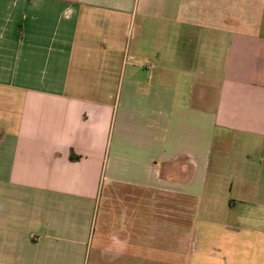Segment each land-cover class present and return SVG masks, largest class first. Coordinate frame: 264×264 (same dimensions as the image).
Here are the masks:
<instances>
[{
  "label": "crops",
  "instance_id": "0c3cea01",
  "mask_svg": "<svg viewBox=\"0 0 264 264\" xmlns=\"http://www.w3.org/2000/svg\"><path fill=\"white\" fill-rule=\"evenodd\" d=\"M0 264H264V0H0Z\"/></svg>",
  "mask_w": 264,
  "mask_h": 264
},
{
  "label": "rangeland",
  "instance_id": "374dc122",
  "mask_svg": "<svg viewBox=\"0 0 264 264\" xmlns=\"http://www.w3.org/2000/svg\"><path fill=\"white\" fill-rule=\"evenodd\" d=\"M236 151V150H235ZM232 154H233V151H232Z\"/></svg>",
  "mask_w": 264,
  "mask_h": 264
}]
</instances>
